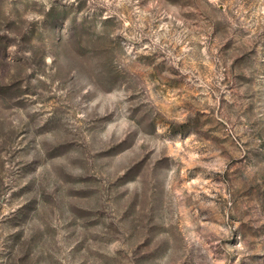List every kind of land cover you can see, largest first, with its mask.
Wrapping results in <instances>:
<instances>
[{
	"label": "rangeland",
	"instance_id": "obj_1",
	"mask_svg": "<svg viewBox=\"0 0 264 264\" xmlns=\"http://www.w3.org/2000/svg\"><path fill=\"white\" fill-rule=\"evenodd\" d=\"M0 264H264V0H0Z\"/></svg>",
	"mask_w": 264,
	"mask_h": 264
}]
</instances>
